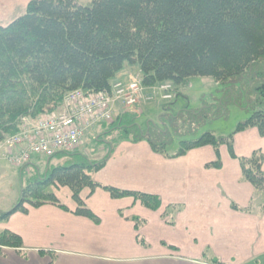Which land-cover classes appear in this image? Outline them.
Segmentation results:
<instances>
[{"label":"trees","instance_id":"16d2710c","mask_svg":"<svg viewBox=\"0 0 264 264\" xmlns=\"http://www.w3.org/2000/svg\"><path fill=\"white\" fill-rule=\"evenodd\" d=\"M125 63L139 68L138 78L145 86L173 85V99L156 103L164 105L161 116L171 120L175 117L168 114V106L175 100L176 86L192 77H212L219 82L238 77L247 84L258 82L259 89L264 90V0H91L88 5L77 0H30L24 12L0 26V143L22 128L23 119L33 121L57 113L70 91L110 92ZM148 104L134 111L121 106L123 113L118 120L113 118L110 127L118 134L115 144L146 141L154 152L170 159L210 146L216 160L206 167L220 168L219 147L227 145L234 157L236 133L257 128L261 136L264 134V112L256 111L228 137L205 133L197 140L180 142L181 148L170 155L160 142L164 131L153 126L151 134V122L143 123L145 129L131 121L122 125L121 118L140 114ZM117 122H121L118 127L114 126ZM129 132L133 133L130 140ZM115 144L109 143V155L103 160L83 159L53 166L40 179L29 182L22 188L18 203L0 213V223L15 212L26 214L27 205L39 208L50 204L67 211L53 191L63 187L71 192L77 206L75 214L95 223L99 219L80 198L85 188L91 192L100 188L112 199L133 197L156 211L161 204L158 196L119 190L94 180ZM58 154L68 157L78 152L47 157L48 166ZM238 162L242 180L251 184L264 210L263 153L255 150ZM251 206L233 205V209L250 213ZM138 242L144 243L142 238ZM22 247L18 235L0 231V252ZM39 255L53 260L47 251L40 250Z\"/></svg>","mask_w":264,"mask_h":264},{"label":"crops","instance_id":"0c3cea01","mask_svg":"<svg viewBox=\"0 0 264 264\" xmlns=\"http://www.w3.org/2000/svg\"><path fill=\"white\" fill-rule=\"evenodd\" d=\"M2 5L7 0H0ZM131 73L127 70L116 79L128 80ZM122 113L118 106L114 119ZM232 149L234 157L221 145V167L207 168L216 160L210 146L170 159L146 141H121L94 180L158 196L160 207L152 211L133 197L112 199L100 188H85L80 198L99 219L95 223L75 214L68 188L53 189L67 211L50 204L27 205L26 214L15 212L1 222L0 231L18 235L23 247L2 249L0 264H264L261 198L242 180L237 160L255 150L264 155V134L257 128L238 132ZM251 204L250 213L233 209ZM139 238L144 243L139 244ZM40 250L53 254V260L41 257Z\"/></svg>","mask_w":264,"mask_h":264},{"label":"rangeland","instance_id":"374dc122","mask_svg":"<svg viewBox=\"0 0 264 264\" xmlns=\"http://www.w3.org/2000/svg\"><path fill=\"white\" fill-rule=\"evenodd\" d=\"M29 1L7 0L6 6H0V26L6 25L14 16L24 12ZM90 2L91 0H77L80 5H88ZM127 70L132 72L130 76L139 79V68L136 65L125 63L119 74H124ZM176 88L178 91L175 100L168 106V114L175 117L172 120L167 116L160 117L164 114V105L159 106L156 102L143 106L140 114H128L121 118L122 125L131 121L140 124L144 129L143 123L146 125L151 120V134H154V127L164 131L160 142L165 144L164 150L170 155L181 148L180 142L197 140L205 133H211L216 138H226L235 131L238 124L245 122L254 112H264V90L259 89L258 82L247 84L238 77L220 82L212 77H192ZM126 110L134 111V108L126 107ZM31 121L30 119L29 124H32ZM34 121L36 123L37 120H33V124ZM111 122L113 119L109 124L98 123L89 129L76 147L77 150L72 151H77L78 155L66 157L64 154H58L51 159L49 166L48 158L38 154H32L28 164H11L4 159V150L0 149V213L11 210L18 203L22 188L29 182L40 179L53 166L83 159L94 162L107 158L109 143L115 144V137L118 136L114 130H110ZM165 122L167 132L163 125ZM120 123H114V126L118 127ZM94 128L97 129L96 132H93ZM126 135L130 140L133 133ZM58 197L65 202L62 194Z\"/></svg>","mask_w":264,"mask_h":264},{"label":"built area","instance_id":"2783aa9c","mask_svg":"<svg viewBox=\"0 0 264 264\" xmlns=\"http://www.w3.org/2000/svg\"><path fill=\"white\" fill-rule=\"evenodd\" d=\"M173 85L164 82L145 86L133 76L116 80L110 92L89 93L83 89L68 92L59 111L29 124L23 119L22 128L0 143L4 159L23 165L32 154L51 157L59 152H71L82 142L86 132L98 123L110 122L118 106L137 110L144 104L169 102Z\"/></svg>","mask_w":264,"mask_h":264}]
</instances>
